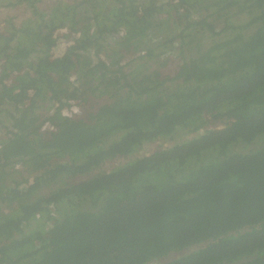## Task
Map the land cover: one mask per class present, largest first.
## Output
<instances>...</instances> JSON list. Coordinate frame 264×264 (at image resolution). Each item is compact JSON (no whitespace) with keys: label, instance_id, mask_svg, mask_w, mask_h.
<instances>
[{"label":"trees","instance_id":"obj_1","mask_svg":"<svg viewBox=\"0 0 264 264\" xmlns=\"http://www.w3.org/2000/svg\"><path fill=\"white\" fill-rule=\"evenodd\" d=\"M21 6L0 264H264V0H0Z\"/></svg>","mask_w":264,"mask_h":264},{"label":"rangeland","instance_id":"obj_2","mask_svg":"<svg viewBox=\"0 0 264 264\" xmlns=\"http://www.w3.org/2000/svg\"><path fill=\"white\" fill-rule=\"evenodd\" d=\"M50 2H47L43 5V7H50ZM6 13H12L14 14V18L17 22H21L23 20H25L26 18H28L30 16V11L26 10V8H24L23 6L21 7H18L16 9H11V8H1L0 9V18H2L4 20L5 17V14ZM16 22V23H17ZM64 35V33H59V36L61 38H64L62 37ZM64 44H66L65 42L61 43L60 45L63 46ZM68 46V44H67ZM54 130V129H53ZM155 148V145L153 144L152 146H150L147 150L148 153H150L153 149Z\"/></svg>","mask_w":264,"mask_h":264},{"label":"built area","instance_id":"obj_3","mask_svg":"<svg viewBox=\"0 0 264 264\" xmlns=\"http://www.w3.org/2000/svg\"><path fill=\"white\" fill-rule=\"evenodd\" d=\"M66 114V113H65ZM0 137H1V135H0ZM16 168V167H15ZM17 168H19V167H17Z\"/></svg>","mask_w":264,"mask_h":264},{"label":"clouds","instance_id":"obj_4","mask_svg":"<svg viewBox=\"0 0 264 264\" xmlns=\"http://www.w3.org/2000/svg\"><path fill=\"white\" fill-rule=\"evenodd\" d=\"M22 22V21H21Z\"/></svg>","mask_w":264,"mask_h":264}]
</instances>
